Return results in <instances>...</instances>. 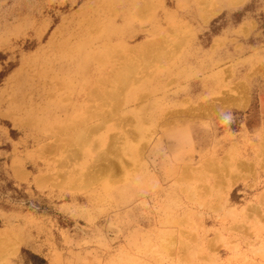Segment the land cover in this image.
<instances>
[{
	"label": "rangeland",
	"instance_id": "374dc122",
	"mask_svg": "<svg viewBox=\"0 0 264 264\" xmlns=\"http://www.w3.org/2000/svg\"><path fill=\"white\" fill-rule=\"evenodd\" d=\"M133 1L0 0V264H264V0ZM90 28L175 40L78 148L98 74L75 93L59 68Z\"/></svg>",
	"mask_w": 264,
	"mask_h": 264
},
{
	"label": "bare ground",
	"instance_id": "6f19581e",
	"mask_svg": "<svg viewBox=\"0 0 264 264\" xmlns=\"http://www.w3.org/2000/svg\"><path fill=\"white\" fill-rule=\"evenodd\" d=\"M155 1L156 0H134L132 2L133 3L132 10L133 12L136 13H140V12L145 13L149 7V4H152ZM206 1L207 3H209L210 0H194V3L196 4V6H198V9L201 8L202 11L204 8L203 4L206 3ZM94 22H95L94 28H97V21ZM93 29L90 28L87 31L88 35L86 36V39H79L76 40V42H74L75 46L80 48L81 47L88 48V50H83L82 52V50H77L78 48H76L75 46L71 48L72 49L71 53H75L76 64L73 63L74 68H72L69 72L66 71L68 73L62 72L59 68V72L61 73V75H63L62 78L67 82L62 84L63 85L62 87L68 88L69 90L73 89L74 92L76 90L79 91V88L81 89V87H83L84 82L89 83L91 81L92 78L90 73V67L91 65L95 64L94 72L98 74V77L94 80L93 82L95 83L94 88L92 89V91H89L87 93V98H85V102H84V103H88L89 101H91L92 105L90 107L86 105L78 106V108L74 111L75 113L71 114L69 122H71L72 127L74 126L75 129L71 130L69 139L67 138L68 142L66 141V144L69 145L72 144L77 146V144H82V147L84 148L85 146L87 147L88 145L92 144V138H91V136L93 135L92 133L96 134L97 132H99L100 130L99 128L102 129V127H104V125L108 122L109 119H114L115 117L120 118L118 111L121 108L122 102H127V100L124 98V92L126 91L125 89L128 88V86L130 85H136V86L139 84H140L139 86L144 85L145 82L144 81L140 82L137 75H139L141 72L144 73L145 70L150 68L151 65H154V63L163 62L166 56L169 55L170 53L168 50H167L168 52L165 50L166 48L164 49L165 47L164 45L165 44L169 45L171 42H173V40H175V39L172 40L167 39L166 37H164V39L162 38L160 40L158 39L147 40L135 47L128 48L127 46L124 45L123 42H119L117 44H110L109 43L110 40L109 41L107 40L109 37L103 35L100 36V37L105 36L104 37L105 39H103L102 41V45H95L97 43L96 35L92 33L89 34V32ZM116 33H118L117 30L114 34ZM89 35H91V37ZM172 44L173 45H171V48L172 46H174V43ZM174 47L173 49H175ZM61 54L70 55L69 52L65 49L61 52ZM62 55H60L61 56L60 61L63 63L65 62V60H63L64 56ZM108 64L112 65L111 68H109L108 71H104L105 66ZM47 74L49 75V78L53 80V82H56L55 77L57 72H55L54 74H51V72ZM144 77H146V75ZM57 85L59 84L57 83ZM53 89H55L54 86ZM78 91H76L75 93H78ZM54 102L57 105V102H62V99L55 98ZM59 107H61V104L59 105ZM76 116H78L77 118L79 121L73 123L72 121ZM92 117H97V119H99L98 120L99 122L96 124L92 123L90 120V118ZM53 119L54 117L52 119L50 118L42 119V121H40L41 129L45 131L54 129L52 128ZM46 123H48V125H45ZM117 123L118 120H115V124ZM61 128H59L60 130L57 129L58 132L60 131L64 132L63 131L64 128L63 130ZM66 129L68 131L67 127ZM126 133H128L129 137L133 138L132 132L127 131ZM68 135L69 134H66L67 137ZM64 136L65 135H63L62 137L66 139V136L65 137ZM78 146H77L78 148H81L80 145ZM108 150L109 149L107 148V151ZM107 151L106 153H108ZM97 153L99 155L98 154L96 155L95 157L96 159L98 157L101 158L103 157L102 155H104V153H101V155L100 152ZM80 212L81 213L79 214H82L83 217H85L84 215L86 214L85 213L83 214L82 211ZM8 243L11 244L10 242ZM19 243L21 244L22 240ZM14 244H18V242ZM1 245L4 244L1 243ZM13 248L15 249L14 246Z\"/></svg>",
	"mask_w": 264,
	"mask_h": 264
}]
</instances>
